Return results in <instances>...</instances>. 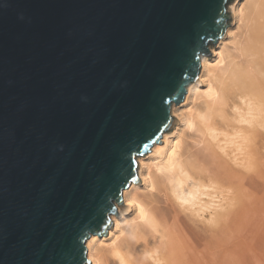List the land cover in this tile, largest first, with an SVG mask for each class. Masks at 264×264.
<instances>
[{
	"label": "water",
	"instance_id": "water-1",
	"mask_svg": "<svg viewBox=\"0 0 264 264\" xmlns=\"http://www.w3.org/2000/svg\"><path fill=\"white\" fill-rule=\"evenodd\" d=\"M240 2L0 0V264H91Z\"/></svg>",
	"mask_w": 264,
	"mask_h": 264
},
{
	"label": "bare ground",
	"instance_id": "bare-ground-1",
	"mask_svg": "<svg viewBox=\"0 0 264 264\" xmlns=\"http://www.w3.org/2000/svg\"><path fill=\"white\" fill-rule=\"evenodd\" d=\"M219 57L138 157L132 214L86 242L91 264H264V0H241Z\"/></svg>",
	"mask_w": 264,
	"mask_h": 264
}]
</instances>
